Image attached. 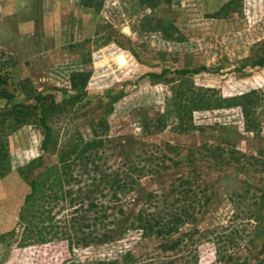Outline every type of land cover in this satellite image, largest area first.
Returning <instances> with one entry per match:
<instances>
[{
  "label": "rangeland",
  "instance_id": "1",
  "mask_svg": "<svg viewBox=\"0 0 264 264\" xmlns=\"http://www.w3.org/2000/svg\"><path fill=\"white\" fill-rule=\"evenodd\" d=\"M229 1L0 0V94H12L0 97L12 164L0 175V264H264V0ZM78 71L91 72L86 89L72 87ZM252 89L261 102L248 130L240 107L218 102ZM50 95L62 106L45 153L40 109L18 129L7 112ZM97 138L72 156L76 181L54 186L46 206L57 225L40 239L21 217L31 186L18 168L36 162L34 178L68 146ZM110 167L134 171L132 189L93 183ZM144 208L194 217L147 233ZM44 219L38 211L33 221Z\"/></svg>",
  "mask_w": 264,
  "mask_h": 264
},
{
  "label": "trees",
  "instance_id": "2",
  "mask_svg": "<svg viewBox=\"0 0 264 264\" xmlns=\"http://www.w3.org/2000/svg\"><path fill=\"white\" fill-rule=\"evenodd\" d=\"M141 3H145V0H140ZM234 0H230L225 4V8H228L230 5H232ZM84 3L88 6L95 7V6H103V0H84ZM215 17V16H214ZM261 59L258 61L259 65H264V56L259 57ZM242 68V67H240ZM91 78V72H74L71 75V84L72 87L75 90L79 89H86L89 80ZM0 83H3L6 85L7 78L0 76ZM204 95V94H203ZM0 97H6L7 99L12 98V94L8 92L6 88L2 89V92L0 94ZM49 97V99H48ZM48 97L44 96H38L37 104H17L12 107L10 111L7 112V114L11 115L13 114L16 121V127L19 128L23 125H28L29 118H31V115L34 114L35 111L40 109V117L38 118V122L41 123V125L45 128V133L43 135L41 148L42 150L46 152H50L49 144L52 141L53 137V128L48 124V119H50L51 114L54 112L56 114L57 110H61V104L56 102L53 99V95H50ZM232 99V100H231ZM223 100L228 101V103H234L238 107L241 108L243 115L246 119L247 123V129L250 130L251 123H253L256 120H253V115H255L256 108L260 104L261 100L259 99V95L257 94L256 89L249 90L247 92H243L241 94H238L236 96H233L231 98L224 97L222 98L221 102H218V104H224ZM206 103L210 107L211 100L207 99ZM221 107V106H219ZM179 118L183 121V116L179 114ZM2 139V138H1ZM6 140H0V175H5L8 171L12 169V164L10 163V152L6 148ZM102 143V140L99 138L94 140L85 141L84 145L80 144H73L71 146H68L64 151H62L59 154V163L57 166H53L45 170V172H41L36 177L32 178L30 173L37 165L36 162L33 161V163L30 166H26V168L19 167V172L23 175V177L29 182L31 186V192L26 196L25 199V205L21 210V217L28 219L29 225H31V231L35 235H41L40 239H45V232L53 233V230L55 229L57 224H54L52 221V216L50 217V206H46L47 201L49 199H54L55 197H58L57 191H59V187L64 184H69L72 181H76V176L74 171L70 172L71 167L77 163V160H73L72 156L77 155L79 158H83V155L87 154L90 149L97 148ZM80 154V155H78ZM88 160V159H87ZM84 164L88 162L82 161ZM87 165V164H86ZM86 165H84L86 167ZM97 165H94V167H97ZM89 169V168H86ZM110 171L104 173L100 177H92L93 183L99 182V180L102 177V182L105 183V186L109 189H113L114 192H117V190H122L124 192L129 191V189H132L131 184L135 181V177H133L134 171L130 169H134L136 171H139L141 169L137 168V166L131 167L128 170L123 169H113L110 167ZM90 170V169H89ZM56 173V174H55ZM53 175L54 177L51 180L50 183V175ZM55 174V175H54ZM185 183H188L187 181L183 182L182 188L180 189H186ZM57 185L58 189H54V186ZM131 186V187H130ZM179 188V187H178ZM51 191V192H49ZM100 191V194L103 196H108L107 192L105 193L103 191V188H95L94 192ZM189 189L183 190V192L187 193ZM73 190H66L65 194L72 196ZM62 194V193H61ZM90 197V196H88ZM154 193L150 192L149 194V205H153L154 203ZM210 198H207L205 196V201L209 202ZM72 201L74 202L75 199L72 198ZM42 202V204H41ZM44 202V205H43ZM51 203V202H49ZM111 203V202H110ZM85 204H81L80 206H77L75 208L76 212H79L80 210L85 209ZM101 205L100 202H98V199L96 196H92L89 198V209H96L97 213H100L101 210H98L97 208ZM111 204L106 206L107 208H111ZM38 211L43 214V218H48L47 222H45V219L42 222L33 221L36 219V214ZM121 212L124 210L121 209ZM147 211V212H146ZM146 212V213H145ZM156 213V214H155ZM151 212L147 210V208L142 209L141 214H139L138 218L141 221L140 225L142 228L145 229V231H148L147 233H151L155 227H159L160 233H163V229H166L168 232L177 230L178 227L182 224L187 222L189 218H193V213L190 212V208L185 209L184 211H176V212H164L162 215L160 211ZM44 214H46L44 216ZM102 216H106V214H102ZM89 226V224H88ZM101 239V238H100ZM103 239V238H102ZM104 240V239H103ZM102 241V240H100ZM91 242V241H90ZM178 241L172 242V246H176ZM85 244H88L86 242Z\"/></svg>",
  "mask_w": 264,
  "mask_h": 264
}]
</instances>
